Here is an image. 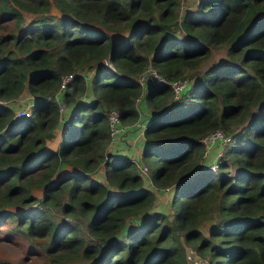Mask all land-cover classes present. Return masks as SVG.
<instances>
[{"label":"trees","instance_id":"16d2710c","mask_svg":"<svg viewBox=\"0 0 264 264\" xmlns=\"http://www.w3.org/2000/svg\"><path fill=\"white\" fill-rule=\"evenodd\" d=\"M179 7L0 0V22H11L0 32L1 240L42 264H264V0ZM216 49L226 58L209 64ZM149 65L188 80L177 99L168 83L143 89L138 75ZM68 73L61 96L71 111L52 146ZM23 90L34 99L15 116ZM141 92L154 112L143 130L141 158L154 160L145 173L108 150L110 109L133 124ZM218 127L231 141L210 169L202 136ZM64 165L70 171L58 172ZM100 166L102 179L93 175ZM172 185L169 217L152 206Z\"/></svg>","mask_w":264,"mask_h":264},{"label":"rangeland","instance_id":"374dc122","mask_svg":"<svg viewBox=\"0 0 264 264\" xmlns=\"http://www.w3.org/2000/svg\"><path fill=\"white\" fill-rule=\"evenodd\" d=\"M193 4H194V0H180L179 10H182L185 7L191 6ZM26 14L28 15L29 13H26ZM6 25H8V27L10 28L11 22H5V21L0 22V32L4 33L7 30ZM122 35H123L122 33L112 32V36L115 40L119 39ZM225 58L226 57H225L223 50L222 49H216L212 52V55L209 56L208 61H209V64L214 63V62L218 63L219 61L225 60ZM91 73H92L91 71L87 72V78H89V76H91L90 75ZM187 85H185L184 88H186ZM26 95L29 96L28 99H26ZM30 95L31 94L29 92H27L26 90H23L18 96H16L14 98L12 103L14 104L15 112H17V110L20 109L21 107L27 106V104H29ZM28 110H29V107H28ZM115 110H117V109H115ZM141 120L145 121V117H142V119H140V121ZM131 124L132 123H129V124L125 123L123 125H125V127H131ZM134 130H135V128H134ZM222 130H224V129H222ZM224 132H225V130H224ZM227 134H229V133H227ZM59 141H60V138H59ZM114 142H115V139L113 141L110 140V142L108 144L109 145L108 146L109 151L112 150L113 148H115ZM223 145H226V143L221 144V142H218V143L212 145L210 147V149H208V150L204 149V152L202 154L203 164H205L204 162L209 163L214 158L215 159L217 157L219 158V155L222 153V150H223V148H222ZM212 147H217V148L213 149ZM134 149L137 152L139 150V147L136 146V148L134 147ZM132 159H134L137 164H139V163L146 164L148 166V170H149V167L152 166V163L154 161L150 158L147 161L143 160L140 156L137 158H132ZM60 170L61 169L59 168L58 172H60ZM139 170L142 173H144L140 168H139ZM102 172H104V168H103V166H100L98 168V171L93 172L94 173L93 175L94 176L96 175L100 179H102V177H103V174H101ZM145 182L149 183L148 179L145 178ZM171 188H172V186H169L168 188H166L165 192H161L159 195H157L156 202L152 206V209H158V210L164 209L166 212L164 210L163 211L165 213H167L169 215V217H170L171 211H172L169 200L172 199L173 195L175 194V189L174 188L171 189ZM33 192L39 196L41 195V192L39 189H36ZM57 217L58 218L61 217V214H58ZM207 225H208V221H205L203 223V228L206 229ZM3 229L1 230V233H3L5 231ZM23 245H25V244H23ZM24 248H25L24 246L17 245V244H15V242L6 243L5 241L0 239V258H7L11 261L12 264H42V256L39 255V253L38 254L34 253V255H33V253L27 254L25 252ZM187 250H189L190 253H194L193 249L190 246H187ZM188 254H189V252H188ZM25 255H27L26 259H25Z\"/></svg>","mask_w":264,"mask_h":264},{"label":"built area","instance_id":"2783aa9c","mask_svg":"<svg viewBox=\"0 0 264 264\" xmlns=\"http://www.w3.org/2000/svg\"><path fill=\"white\" fill-rule=\"evenodd\" d=\"M73 73H68L67 75L63 76L60 81V86L57 92V99H58V107L60 112L62 113L66 108V103L63 101L61 93L66 87L67 82L72 78ZM138 80L142 84V87L144 89V86L147 83H168L172 86L173 89V97L174 99H177L180 95V93L183 91L185 85H187L188 80L186 78H179V79H172L168 80L166 77H164L162 74L158 73L154 67L149 65L146 70L138 75ZM141 92L136 97V103L141 101L142 99ZM32 96V95H31ZM34 97L32 96V100ZM32 103V101L27 104V106L21 107L20 109L15 112V116H22L29 113L28 107ZM108 122H109V128H110V140L113 141L115 137L120 135L124 129L123 124H121V120L119 117L118 110H115L114 108L110 109L108 113ZM149 123V119L145 121H140L139 119H136L133 121V124L140 125V132L143 133L144 127ZM231 140V135L227 134L222 130L221 128H214L210 131H208L206 134L202 136V141L205 145V149L208 150L210 147L218 142H221V144H224ZM218 161L219 158H214L209 163H207L208 167L210 169H216L218 167ZM136 165L145 173L148 170V166L146 164H137Z\"/></svg>","mask_w":264,"mask_h":264},{"label":"crops","instance_id":"0c3cea01","mask_svg":"<svg viewBox=\"0 0 264 264\" xmlns=\"http://www.w3.org/2000/svg\"><path fill=\"white\" fill-rule=\"evenodd\" d=\"M28 97L29 96L26 95V99H28ZM29 100H30L29 103L31 101H33L31 95H30ZM140 103H141L140 107L142 108L141 116L146 117L148 115V113H150V114L154 113V112H151V109L147 105L145 100L140 101ZM70 111H71V108L68 109L66 107L65 110L61 113V118H60L61 119V127H59L60 129H59L58 135L55 137V139L52 143V146L58 145L59 138H61V136H62V134H61L62 130H63V124L62 123H64V120L67 119L66 117L69 116ZM123 126H124V129H123L122 133L115 138V142H114L115 148H113L110 151L111 152H117L116 154L122 153L124 155L130 156L131 158H137L139 156L141 157V149L143 147L144 139H145L143 133H141L138 128L136 129L134 124H131V127H125V125H123ZM134 128H135V130H134ZM136 146L139 147V150L137 152L134 149V147L136 148ZM212 148L216 149L217 147H212ZM63 171H70L69 166L64 165L61 168L60 172H63ZM172 187L175 188L174 185H172Z\"/></svg>","mask_w":264,"mask_h":264},{"label":"clouds","instance_id":"9594fccd","mask_svg":"<svg viewBox=\"0 0 264 264\" xmlns=\"http://www.w3.org/2000/svg\"><path fill=\"white\" fill-rule=\"evenodd\" d=\"M150 120V119H149ZM229 142V141H228ZM228 142H226V143H228ZM168 188V187H167ZM171 189H173V187L171 188ZM167 197V196H166ZM188 254V253H187ZM188 256H192L193 258H194V254L193 253H190L189 252V254H188Z\"/></svg>","mask_w":264,"mask_h":264},{"label":"water","instance_id":"95a60500","mask_svg":"<svg viewBox=\"0 0 264 264\" xmlns=\"http://www.w3.org/2000/svg\"><path fill=\"white\" fill-rule=\"evenodd\" d=\"M187 252H190L189 250H187ZM194 258L195 259H198L199 258V256L198 255H194Z\"/></svg>","mask_w":264,"mask_h":264}]
</instances>
